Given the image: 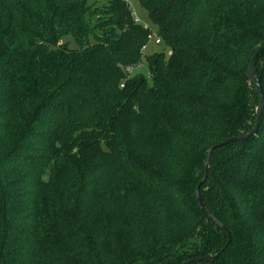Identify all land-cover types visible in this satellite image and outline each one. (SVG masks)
<instances>
[{"label":"trees","instance_id":"1","mask_svg":"<svg viewBox=\"0 0 264 264\" xmlns=\"http://www.w3.org/2000/svg\"><path fill=\"white\" fill-rule=\"evenodd\" d=\"M130 1L0 0V264H264V0Z\"/></svg>","mask_w":264,"mask_h":264},{"label":"water","instance_id":"2","mask_svg":"<svg viewBox=\"0 0 264 264\" xmlns=\"http://www.w3.org/2000/svg\"><path fill=\"white\" fill-rule=\"evenodd\" d=\"M263 54H264V44L261 45L260 47H258V49L255 51V53L252 55V57L249 61V65H248V73H249L250 79L254 83V85L256 87V91L260 97L259 105H258L257 112H256V122L254 124V127L246 135L235 136V137L229 138V139L224 140V141H222L216 145H213L212 147L209 148L208 158H207L206 166H205L206 173L204 176V180L206 179V176H207L208 171H209L211 154L213 153V151L216 148L225 146V145L233 143L235 141H247L250 137L256 135V133L258 132V130L260 128L261 119H262V116L264 115V92H263L262 82H261V78H260L259 71H258L257 62H258V59L260 58V56H262ZM197 198H198L200 207L205 208L204 201L202 200V197L200 195V184L197 187ZM214 219L218 224H220V226L223 229L228 231V234L230 236V232L228 230V227L225 224H223L220 220H218L216 217H214ZM219 255H220V253H217L215 255H209L206 257H198V258L187 260L181 264H191L193 262H208V261H211V260L217 258Z\"/></svg>","mask_w":264,"mask_h":264},{"label":"rangeland","instance_id":"3","mask_svg":"<svg viewBox=\"0 0 264 264\" xmlns=\"http://www.w3.org/2000/svg\"><path fill=\"white\" fill-rule=\"evenodd\" d=\"M100 4H102V2H100ZM130 5L134 15L136 16V19H138L139 22L144 26L150 27V29L152 30L153 37L154 36L157 37L158 36L157 27L153 22V20L151 19L146 8L137 0H131ZM156 37L152 38L148 42L145 49H143L144 52H143L142 62L133 68L132 67L126 68V71H128L132 76L143 75L148 79L150 83L152 82V77L150 75L147 57L156 52H163L166 55V57H169L171 51L170 47L165 42L157 43ZM63 41L67 42L72 48H76L78 46L76 40L71 34L64 36Z\"/></svg>","mask_w":264,"mask_h":264},{"label":"built area","instance_id":"4","mask_svg":"<svg viewBox=\"0 0 264 264\" xmlns=\"http://www.w3.org/2000/svg\"><path fill=\"white\" fill-rule=\"evenodd\" d=\"M154 37H156V36H154ZM154 37H153V34H151L150 39H152V38H154ZM156 42H157V43H161V39H160L159 36L156 37Z\"/></svg>","mask_w":264,"mask_h":264}]
</instances>
